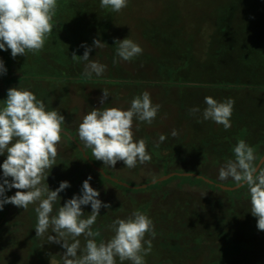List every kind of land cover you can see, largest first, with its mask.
Returning a JSON list of instances; mask_svg holds the SVG:
<instances>
[{"label":"trees","instance_id":"trees-1","mask_svg":"<svg viewBox=\"0 0 264 264\" xmlns=\"http://www.w3.org/2000/svg\"><path fill=\"white\" fill-rule=\"evenodd\" d=\"M91 1L57 0L51 33H60L64 29L71 31L75 18L111 14L110 8H101L100 0ZM197 1L208 18L213 19L214 26L208 62H202L198 68L212 98L217 100L221 93L222 101H225L223 96L235 101L228 129L204 120L196 126L191 124L194 135L189 138L188 134H183L184 140L164 134L163 142L158 139L152 143L147 134L144 141L151 156L149 162H138L134 168H128L122 161L114 168L104 165L80 140L71 113L65 115L60 111V99L54 95L58 91L57 85L44 83L46 76L52 74L68 83L74 82L80 74L85 76L81 70L87 61L74 55L72 58L68 49H63L62 53L52 49V52L43 49L35 53L26 51L24 56L15 58L8 49L5 56L0 55L5 68L7 66L6 72L0 74L3 82L0 84V108L5 104L7 90L18 87L32 91L45 103L46 110L56 109L64 116L56 164L49 170L45 183L50 190H55L61 181H68L70 186L59 193L60 199L54 204L52 215H56L59 207L73 195H81L83 181L91 176L89 183L99 191L98 199L111 205L110 208L101 207L100 215L91 226L93 232L99 233L94 237L97 244L112 238L114 232L109 226L115 219H124L140 211L151 218L155 232L154 237L151 234L145 236V240L152 242L151 252L146 255L150 257L148 264H264V231L257 229V218L251 214L248 186L238 185L231 177L223 181L218 178L219 168L235 158L234 147L240 140L254 149L257 165L264 156V118H259L264 116V0ZM67 56L72 64L65 63ZM254 56L259 57L255 67L252 66ZM180 69L183 67L176 66L175 73L178 74ZM10 77L13 80L11 87L5 85ZM190 87L196 89L197 86L191 84ZM64 92L65 88L62 95ZM201 92L197 90L198 97ZM200 99L198 104L202 111L206 103ZM111 100L108 98V103L111 104ZM108 103L99 109L111 107ZM254 104L258 105L256 109H252ZM83 147L89 156L82 154ZM6 156L7 152L0 157V164ZM188 159L195 161L193 167H199L196 171L183 167L186 166L183 161ZM168 160L172 165L166 164ZM158 168L159 171L164 169L163 173L159 174ZM258 168L264 169V160ZM147 171L160 177L146 176ZM190 172L209 180L196 189L183 188L175 182L178 175ZM142 177L149 178L141 180ZM7 179L11 182V177ZM2 180L3 170L0 169V183ZM16 191L15 188L6 189L4 194L12 196ZM37 206L38 202L23 209L8 203L0 210V264L48 262L43 243L46 234L55 233L49 229L44 237L35 235ZM81 207L83 218H87L91 205ZM78 239L87 241L83 235ZM86 241H80L77 253H84ZM118 260L117 257L116 262Z\"/></svg>","mask_w":264,"mask_h":264},{"label":"clouds","instance_id":"clouds-1","mask_svg":"<svg viewBox=\"0 0 264 264\" xmlns=\"http://www.w3.org/2000/svg\"><path fill=\"white\" fill-rule=\"evenodd\" d=\"M127 4L128 0H100L101 8H111L115 12ZM56 8L57 0H0V50L10 49L13 58L24 56L26 51L42 50L53 30ZM82 46L85 50L80 58L88 61L91 47ZM92 46L100 48L104 44L96 38ZM142 52V47L132 40H119L117 56L122 60L130 61ZM113 63H116L115 59ZM104 71L105 65L91 61L86 65L84 75L90 78L93 73L99 76ZM0 72H6L2 60ZM108 96L109 92L104 89L101 102ZM204 99L207 107L203 110V119L228 129L235 101L218 102L211 96ZM160 107L152 103L150 94L145 91L132 99L127 110L114 106L103 110L93 108L79 124V138L104 165L114 168L122 161L128 168H134L138 162H149L151 156L143 139L134 140L133 119L151 124ZM199 111V108L190 110L192 114ZM64 123V116L56 109L46 110L45 103L32 91L18 87L7 90L5 105L0 108V154L7 152L6 159L0 164L3 170L0 210L8 203L27 209L38 202L35 235L44 237L51 229L55 235H48L47 242L58 243L65 249L64 264H116L117 257L121 262L145 264L144 257L152 249L151 240H145V236L151 234L154 237L155 232L153 221L143 212L135 211L127 218L115 219L109 226L114 232L112 238L97 244L94 237L99 233L93 232L91 226L100 215L101 207L110 208L111 205L98 199L99 191L89 183L91 176L83 181L81 195H73L59 207L56 215H52L53 206L60 199L59 193L70 186L68 181H61L55 190H50L45 183L49 170L56 164L57 145L61 142ZM171 135L175 137L177 131L173 129ZM165 139V135L159 136L160 142ZM234 154V159L227 160L219 168L218 178L223 181L231 177L238 185L248 186L251 214L257 218V229L264 231V169L257 167L255 151L244 140L236 144ZM11 188L17 191L6 196V189ZM89 204L91 213L83 218L81 206ZM81 235L87 242L84 253L77 257L80 248L77 237Z\"/></svg>","mask_w":264,"mask_h":264},{"label":"rangeland","instance_id":"rangeland-1","mask_svg":"<svg viewBox=\"0 0 264 264\" xmlns=\"http://www.w3.org/2000/svg\"><path fill=\"white\" fill-rule=\"evenodd\" d=\"M201 7L203 6L197 0L193 2L190 0H128L127 7L119 12L110 8L111 14L106 17L86 15V19L75 18L71 31L66 32L64 29L60 33H51L46 39L43 50L52 52L50 50L52 49L62 53L63 49H68L72 58L75 53L76 58L79 59L85 50L82 45H87L91 47V51L89 60L84 66L86 67L91 61L105 65V71L101 75L92 74L91 78H86L80 74L74 82L69 83L57 74L46 76L45 84L57 85L58 91L54 95L57 100L60 99L58 102H60L59 109L62 114L70 112L73 116L71 117L72 123L78 128L83 116L93 108L98 109L101 105L107 104L108 98L112 99V103H108L111 107L127 110L133 98L147 91L152 103L159 104L161 107L151 124L133 119L134 140H145L149 134L150 142L154 143L161 134L172 136L173 129L177 131V135L172 136L173 138L184 140L183 134H188L191 138L195 132L192 126L204 121L202 113L207 107L203 105L201 111L200 104H198L199 99H204L212 93L205 89L207 82L204 81L205 77L198 68L202 62H208V49L214 28L213 19H209L207 12L204 13ZM74 16L77 17V15ZM96 38L102 41L103 47L92 46ZM125 38L139 44L143 49L142 54L130 61H124L117 56L119 40ZM7 52V50H0V55L5 56ZM114 59L116 63H113ZM257 59H259L258 56L252 58L253 67L257 65ZM70 60L71 58L67 56L65 63H71ZM179 65L183 69H180L177 74L174 69ZM85 67L82 68V72L85 71ZM0 74L2 75L3 72ZM174 74L177 75L176 78ZM10 78L5 85L9 84L11 87L13 80L12 77ZM0 84L3 82L0 81ZM191 84L197 86L196 89L190 87ZM63 88L65 92L62 95ZM104 89L109 92V96L102 103L101 97ZM197 90L202 91L200 98L196 94ZM217 96V101L222 102L221 93ZM223 100L227 99L223 96ZM257 107L258 105L254 104L252 109ZM193 108H199L200 111L192 114L190 110ZM259 118H264V116ZM207 121L209 124L212 123V120ZM83 149L82 154L85 157L89 156L84 147ZM5 153L0 157H3ZM167 162V165H172L171 160ZM186 162L183 161V165L186 164L183 167L191 172L199 168L193 167L195 161L191 159ZM163 170L157 169L159 174L163 173ZM191 172L178 175L175 182L189 189H196L202 184L206 185L209 178ZM149 174L151 173L147 171L146 176ZM151 176L154 177L152 174ZM47 236L46 234V240L43 243L48 258L46 264H55V261L57 264H64L65 249L58 243L47 242ZM80 241L86 240L81 239ZM71 242L70 239L69 243ZM82 254L83 252L77 253V257ZM144 259L145 264H148L150 257L145 256ZM123 262L118 260L116 264H128L129 261Z\"/></svg>","mask_w":264,"mask_h":264},{"label":"water","instance_id":"water-1","mask_svg":"<svg viewBox=\"0 0 264 264\" xmlns=\"http://www.w3.org/2000/svg\"><path fill=\"white\" fill-rule=\"evenodd\" d=\"M264 160V156L260 159V161L258 162V165H257V167H259L260 166V164L262 163V161Z\"/></svg>","mask_w":264,"mask_h":264}]
</instances>
